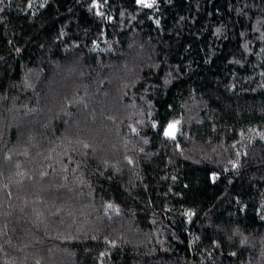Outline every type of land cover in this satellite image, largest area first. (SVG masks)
I'll return each instance as SVG.
<instances>
[{"label": "trees", "instance_id": "trees-1", "mask_svg": "<svg viewBox=\"0 0 264 264\" xmlns=\"http://www.w3.org/2000/svg\"><path fill=\"white\" fill-rule=\"evenodd\" d=\"M0 264H264V0H0Z\"/></svg>", "mask_w": 264, "mask_h": 264}, {"label": "snow or ice", "instance_id": "snow-or-ice-1", "mask_svg": "<svg viewBox=\"0 0 264 264\" xmlns=\"http://www.w3.org/2000/svg\"><path fill=\"white\" fill-rule=\"evenodd\" d=\"M137 3L141 4L143 7H147V8H151L154 6L155 4V0H151V2H149V0H137ZM98 5L94 4V7H97ZM100 14V13H98ZM165 136H168L170 138H175V125L174 124H169L168 128L165 129Z\"/></svg>", "mask_w": 264, "mask_h": 264}, {"label": "rangeland", "instance_id": "rangeland-1", "mask_svg": "<svg viewBox=\"0 0 264 264\" xmlns=\"http://www.w3.org/2000/svg\"><path fill=\"white\" fill-rule=\"evenodd\" d=\"M149 2H151V0H149ZM170 124H174L175 125V138H176V136L178 135V133L180 131V116H179V114L174 117V119L172 120V122ZM167 128H168V126H167ZM171 139H173V138H171ZM215 179L216 178L214 177V180Z\"/></svg>", "mask_w": 264, "mask_h": 264}]
</instances>
